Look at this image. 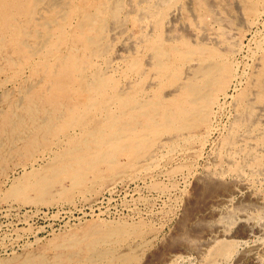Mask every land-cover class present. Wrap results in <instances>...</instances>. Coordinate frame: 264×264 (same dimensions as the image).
I'll list each match as a JSON object with an SVG mask.
<instances>
[{
  "label": "bare ground",
  "instance_id": "bare-ground-1",
  "mask_svg": "<svg viewBox=\"0 0 264 264\" xmlns=\"http://www.w3.org/2000/svg\"><path fill=\"white\" fill-rule=\"evenodd\" d=\"M186 1L195 20L217 14L214 1ZM248 1L234 0L235 9L243 13ZM260 7L255 23L264 16ZM184 10L183 0H0V57L5 61L0 77L20 66L4 81L25 78L26 95L34 99L22 109L31 123L26 125L23 117L17 121L13 99L1 109L0 97V135L8 131L14 141L17 123L27 145L41 133L53 134L60 147L55 170L86 186L103 163L119 165L118 152L127 154L132 165L141 153L154 156L178 141L204 138L216 109L233 97L230 91L244 89L231 101L229 134L196 175L190 199L196 197L198 206L187 224L200 226L199 240L182 246L206 253L209 264L230 259L232 264H264V242L253 241L264 234V192L251 190L252 181L264 182V44L257 46L251 71H242L232 57L242 44L211 33L206 22L196 31L182 21ZM46 183L37 188L46 190ZM13 185L6 196L26 201L29 186ZM128 233L115 227L106 232ZM138 242L107 256L104 264H130L141 251ZM241 242L249 244L240 249ZM172 255L157 264H168Z\"/></svg>",
  "mask_w": 264,
  "mask_h": 264
},
{
  "label": "rangeland",
  "instance_id": "rangeland-1",
  "mask_svg": "<svg viewBox=\"0 0 264 264\" xmlns=\"http://www.w3.org/2000/svg\"><path fill=\"white\" fill-rule=\"evenodd\" d=\"M183 1L185 12L182 21L191 22L196 31L200 30V23L206 22L211 33L216 32L221 39L230 38L234 43L242 44L241 52L232 57L236 63H240L242 71H251L254 53L264 44V16L259 22H253L264 0H249L243 5V13L235 9L234 0H211L220 13L216 11L217 14L211 13L212 16L204 13L197 20L189 9L186 10L187 1ZM3 61L0 57L1 67H4ZM20 68L17 66L13 70H6L0 77L4 82L0 87L1 109L7 108L9 100L13 99L18 117L17 120L15 115V120L20 123L19 118L23 117V122L30 125L28 115L23 110L33 95H26L25 78L12 83L4 81L8 75H17ZM224 90L221 89L219 95H223ZM243 92L244 89L236 88L230 91L233 97L216 109L219 110L210 121L209 135L204 138L189 143L178 141L176 145H171L175 148L168 145L154 156H148L149 152L145 155L141 153L132 161V165L127 154L118 152L116 160L120 161V166L116 164L115 168V165L103 163L100 172L92 174L86 186L74 184L71 175H62L55 170V154L60 148L56 144L57 137L53 134L46 137L41 133L35 144L27 145L21 138L24 128L16 122L18 130L13 136L17 140L11 141L14 137L9 136L8 131L0 135V264H104L107 256L124 253L138 240L141 244L138 250L141 251H135L130 264H157L162 258H167L169 252L174 257H169L168 264H209L206 253L187 251L185 248L189 239L199 240L197 235L201 230L200 226L193 228L187 224L198 206L196 197L194 200L190 198L196 175L202 174L209 155L230 132L231 101L241 98ZM21 99L23 102L19 103ZM31 100H34L33 97ZM46 110L43 111L45 114L42 112L43 117ZM43 181L47 182L46 190L37 188ZM14 183L29 186L25 192V196L29 197L26 201L6 196ZM251 190L256 194L264 192V182L252 181ZM113 227L120 231L127 229L129 233L124 236L106 234ZM254 239V242H264V234ZM248 244L241 242L238 248L247 247ZM232 263L233 259H230L217 264Z\"/></svg>",
  "mask_w": 264,
  "mask_h": 264
}]
</instances>
